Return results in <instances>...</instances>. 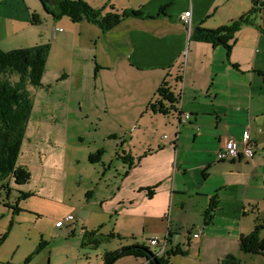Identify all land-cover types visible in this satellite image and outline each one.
<instances>
[{"label":"crops","instance_id":"1","mask_svg":"<svg viewBox=\"0 0 264 264\" xmlns=\"http://www.w3.org/2000/svg\"><path fill=\"white\" fill-rule=\"evenodd\" d=\"M81 1L99 11L90 0ZM100 11L141 17L126 19L105 34L86 22L62 21L63 31L69 32L53 30L47 58L54 57V82L40 89L46 92L45 102L50 100V85L57 91L55 120L66 125L77 120L76 126L68 124L74 129L81 128L79 121H88L87 162L101 151L98 164L104 167L105 142L110 143V165L121 153L127 159L128 164L118 162L122 165L116 176L107 179L104 186L110 187L102 188L111 202L102 201L98 209L119 215L115 226L121 227L110 234L123 239L102 257L144 246L139 241L148 234V241L160 243L153 247L159 257L175 249L186 252L171 257L169 264H221L228 256L240 264H264V257L243 255L239 249L240 238L253 232L255 220L264 223V4L125 0L107 2ZM184 13L191 14L190 35L197 28L215 31L242 17H249L254 26H244L235 35L228 58L222 47L190 41L180 23ZM30 16L23 17L27 27ZM69 51L70 61L59 67L56 57ZM162 83L180 102V112L190 116L186 124H178L175 106L166 115L149 109ZM162 106L169 108L165 102ZM246 132L254 158L218 163L216 153L227 142L240 143ZM61 141L64 149L77 154L86 146L82 130L67 133ZM213 200L217 208L205 225L204 214ZM116 264L148 262L123 258Z\"/></svg>","mask_w":264,"mask_h":264},{"label":"rangeland","instance_id":"2","mask_svg":"<svg viewBox=\"0 0 264 264\" xmlns=\"http://www.w3.org/2000/svg\"><path fill=\"white\" fill-rule=\"evenodd\" d=\"M105 1L119 4L125 0ZM90 2L99 11L107 3L104 0ZM25 8L31 13L24 11ZM46 8L55 13L53 0L45 3L40 0H0V50L7 53L51 45L53 30L58 29L60 33L66 31L62 21L69 22L65 18L53 19L46 13ZM24 15H31L28 27ZM33 16L36 19L35 24H32ZM72 54L69 51L57 56L59 67H66V60L70 61ZM53 59L50 56L46 63L42 86L54 82L50 77L56 68ZM12 81L17 82V79L12 78ZM50 86V100L47 102L44 90L26 88L32 110L26 124L17 166L25 168L30 180L25 186H15L8 180L7 184L12 189L8 198L5 191L0 190V243L6 237L0 246V264H102L104 250H115L119 241L103 243L98 250L84 249L81 246L83 232L86 228V232L94 230L98 231V235L108 236L114 228L121 227L120 223L115 226L119 215H109L98 208L102 201L111 202V198L107 197L102 188L107 179L116 176L114 171L118 169V165H122L118 162H122L123 154L110 165V143L105 142L103 147L107 153L104 167L101 164L90 165L87 162L89 152L86 149L91 146L88 143L91 137H87L85 129L88 121H79L81 128L74 129L68 124L76 126L77 120H70L67 125L65 121L55 120L59 111L57 91L53 85ZM87 96L85 91L84 100ZM74 107L71 105V109ZM85 111L86 109L82 111L83 115ZM77 130H82L86 144L79 154L64 149L61 141L67 133L71 136ZM109 166L111 172H108ZM106 186L110 187L109 184ZM21 194L31 197L22 200ZM12 208H17L16 214ZM68 216L73 218L71 223H64L61 228L55 227ZM148 239V234H145L139 242L155 252L156 249L149 246ZM27 260L29 261L26 263Z\"/></svg>","mask_w":264,"mask_h":264},{"label":"trees","instance_id":"3","mask_svg":"<svg viewBox=\"0 0 264 264\" xmlns=\"http://www.w3.org/2000/svg\"><path fill=\"white\" fill-rule=\"evenodd\" d=\"M55 13L48 11L46 13L53 19L66 18L72 24L86 22L95 26L102 34L108 33L117 28L124 20L129 18H140L139 13L131 12L129 14L110 12L103 14V11H96L90 8L81 0H53ZM163 10H161L162 12ZM35 18L32 17V24H35ZM244 26H251L249 17H242L239 20L230 23L215 31H206L200 28L192 31L190 41L203 43L212 47H222L229 58L235 35ZM49 46H34L30 49L16 50L4 53L0 50V190H4L6 198L9 197L11 188L8 180L15 186H25L29 183L30 175L25 168L17 166V160L20 156V150L24 137L26 124L31 114L32 102L26 88H42L41 80L45 70L47 58L49 55ZM97 68L95 74L97 73ZM16 78L17 82H13ZM181 77L177 81H180ZM155 102L149 105L152 112L158 111L166 115L167 111H172L178 104V100L167 87L162 83L156 92ZM165 102L169 105L168 110L162 106ZM103 152L98 151L95 155H90L88 162L90 165L100 163ZM128 164L127 159H122ZM132 168V165L129 164ZM154 190V189H153ZM148 197L152 196V190L147 191ZM31 196L21 194L22 200H27ZM215 200L211 202L210 208L204 214V224L207 225L212 220V213L216 210ZM14 214L17 208H12ZM256 224L253 232L248 236H243L239 240V249L243 255L264 257V223L255 220ZM98 231L83 232L82 248L98 250L106 242L112 240L123 241L122 238L110 234L108 236L98 235ZM4 237L1 241L4 242ZM0 243V246L2 245ZM186 252L179 249L169 251L165 256H157L150 249L144 246H132L122 248L113 253H105L102 257V264H116L123 258H134L145 260L148 264H169V259L173 256H185ZM29 260L26 261V263ZM221 264H240V261L233 257H226Z\"/></svg>","mask_w":264,"mask_h":264},{"label":"built area","instance_id":"4","mask_svg":"<svg viewBox=\"0 0 264 264\" xmlns=\"http://www.w3.org/2000/svg\"><path fill=\"white\" fill-rule=\"evenodd\" d=\"M253 3H262L264 4V0H250ZM180 23L187 29L188 35H190V24H191V14L184 13L180 17ZM181 105L180 102L176 105V112L178 115V124H186L190 120V116L188 114H183L180 112ZM254 158V147L250 141V137L248 132L244 133L240 143L237 142H227L221 150L216 153V161L218 163H230L237 161L239 159H244L246 161H251ZM73 221L71 216L65 218L63 223H57L56 227L60 228L64 223L69 224ZM159 241L157 239H152L149 241V245L151 247H158ZM163 251V249H162ZM162 253V252H161Z\"/></svg>","mask_w":264,"mask_h":264},{"label":"water","instance_id":"5","mask_svg":"<svg viewBox=\"0 0 264 264\" xmlns=\"http://www.w3.org/2000/svg\"><path fill=\"white\" fill-rule=\"evenodd\" d=\"M42 3H45L47 0H40Z\"/></svg>","mask_w":264,"mask_h":264}]
</instances>
